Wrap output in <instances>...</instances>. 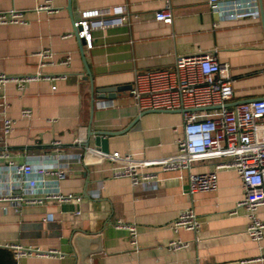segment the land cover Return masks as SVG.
I'll return each instance as SVG.
<instances>
[{
    "label": "crops",
    "instance_id": "1",
    "mask_svg": "<svg viewBox=\"0 0 264 264\" xmlns=\"http://www.w3.org/2000/svg\"><path fill=\"white\" fill-rule=\"evenodd\" d=\"M44 1L0 0V14L24 15L23 24H0V74L35 76L39 53L48 50L56 58L43 70L49 79L32 81L23 92L12 82L0 84V126L5 116L15 121L0 151L5 147L9 159L20 164L67 170L62 181L45 176L30 197L60 193L74 199L0 210V247L19 243L63 254L15 256L17 264H264V238L258 243L247 236L248 215L237 209L244 192L236 170L219 169L218 189L212 192L191 194L189 175L214 170L217 160L195 163L190 171L149 167L143 171L157 178L135 187L129 178L114 175L117 164L104 158L89 136L90 130L115 133L106 139L107 154H132L137 160L177 155L182 114L141 112L130 88L137 73L172 68L181 56L216 53L230 69L232 103L264 97V0H256L259 19L241 20L220 18L208 0H169L170 25L155 20L167 0H74L73 17L68 0L38 11ZM92 11L108 12L98 19L122 22L93 30V47L84 49L91 81L77 37L63 36L73 31V20ZM68 55L69 66L59 64ZM109 88L115 92H106ZM26 108L32 111L29 119L21 116ZM6 163L0 159V167ZM22 192L17 188L14 194ZM187 210L196 213L199 229L174 230V221ZM257 215L264 221V206ZM119 221L137 227L138 250L130 233L116 227ZM174 240L190 246L172 251L168 244ZM82 252L92 253L83 263Z\"/></svg>",
    "mask_w": 264,
    "mask_h": 264
},
{
    "label": "built area",
    "instance_id": "2",
    "mask_svg": "<svg viewBox=\"0 0 264 264\" xmlns=\"http://www.w3.org/2000/svg\"><path fill=\"white\" fill-rule=\"evenodd\" d=\"M54 0H45L38 11H52ZM210 10L220 18L231 20L259 19V6L256 0H208ZM108 12H84L73 21V31L63 38H73L76 33L84 40V49L93 47V30L122 19H98ZM155 20L166 25L173 23V11L169 0L165 7L156 13ZM24 15L15 10L9 15L0 14V24H23ZM39 72L31 77H10L0 74V84L12 82L23 92L32 81L49 79L43 73L48 65L56 62L55 55L46 50L38 54ZM69 66L71 56L58 61ZM63 77L62 79H65ZM56 86L53 87V90ZM141 112L167 111L179 112L183 116V137L178 140L177 155L156 160H137L132 154H103L107 160L117 164L114 175L126 177L133 186L152 183L155 172L143 171L149 167H159L162 171L177 169L191 170L198 162L217 160L219 164L212 171L191 173L189 175V192H212L218 189V170L232 168L236 170L243 187V198L237 209H244L248 215L247 236L255 242L264 238V221L258 215V209L264 206V99L241 102L229 107L235 92L229 66L218 60L217 54H194L178 57L172 68L151 70L137 73L130 88ZM23 118L32 117L30 109H23ZM15 121L3 118L0 126V147L6 146V138L13 132ZM77 139V144H82ZM0 159L7 161L0 167V210L12 209L18 212L24 204H42L47 200L57 202L72 201L74 196L60 193H47L43 197H30V190L38 184L45 183V176L52 174L58 181L65 180L67 170L50 169L45 165L30 162L17 163L9 159L7 149L0 151ZM35 176V179L32 177ZM21 189L20 195L14 194ZM80 201V198H76ZM79 214V213H78ZM200 223L194 210L179 214L173 223L174 230L185 229L196 232ZM119 229L130 233L131 245L138 250L137 227L119 221ZM190 243L174 240L168 244L172 251L189 248ZM0 248L12 251L17 258L26 256L63 257L54 249L26 248L19 243H10Z\"/></svg>",
    "mask_w": 264,
    "mask_h": 264
},
{
    "label": "water",
    "instance_id": "3",
    "mask_svg": "<svg viewBox=\"0 0 264 264\" xmlns=\"http://www.w3.org/2000/svg\"><path fill=\"white\" fill-rule=\"evenodd\" d=\"M260 2L262 3V0H260ZM68 11L69 13L71 14V16L73 17V13H74V0H68ZM74 19V18H73ZM76 20V19H75ZM73 20V21H75ZM262 22H263V25H264V14L262 13ZM76 37L79 41V46H80V52H81V55L83 57V60H84V63H85V66H86V70H87V76L91 79L92 81V77H91V72H90V69L87 65V62H86V57H85V50H84V40L82 38H80L78 36V34L76 33ZM106 92H115V88H109V89H106L105 90ZM110 98H112L111 96H109ZM264 99V97H261V98H257V99H254V100H262ZM250 101H253V100H250ZM241 102H248V101H241ZM241 102H237V103H230L228 104L229 107L231 106H235ZM152 112H167V111H152ZM113 135H116L115 133L113 132H105V131H91L89 132V136H94L95 137V141H96V146L103 152V153H109V150H108V141L106 140L109 136H113ZM89 145V143L87 144ZM77 242V240H76ZM78 244V243H77ZM81 252V251H80ZM89 254H92V253H88L87 255L86 254H80V260H81V263H83V260L86 256H89Z\"/></svg>",
    "mask_w": 264,
    "mask_h": 264
},
{
    "label": "trees",
    "instance_id": "4",
    "mask_svg": "<svg viewBox=\"0 0 264 264\" xmlns=\"http://www.w3.org/2000/svg\"><path fill=\"white\" fill-rule=\"evenodd\" d=\"M0 264H17L15 254L6 248H0Z\"/></svg>",
    "mask_w": 264,
    "mask_h": 264
}]
</instances>
